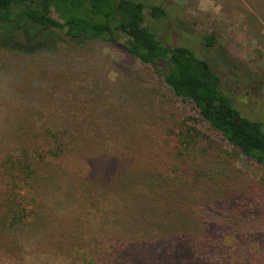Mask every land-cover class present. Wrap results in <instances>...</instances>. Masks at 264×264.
Returning <instances> with one entry per match:
<instances>
[{
  "label": "trees",
  "instance_id": "trees-1",
  "mask_svg": "<svg viewBox=\"0 0 264 264\" xmlns=\"http://www.w3.org/2000/svg\"><path fill=\"white\" fill-rule=\"evenodd\" d=\"M232 2L264 22V0ZM184 9L0 0V264H264V123L169 43ZM99 42L142 65L118 69L129 91L82 61Z\"/></svg>",
  "mask_w": 264,
  "mask_h": 264
},
{
  "label": "rangeland",
  "instance_id": "rangeland-1",
  "mask_svg": "<svg viewBox=\"0 0 264 264\" xmlns=\"http://www.w3.org/2000/svg\"><path fill=\"white\" fill-rule=\"evenodd\" d=\"M185 9L182 11L184 23L176 22L169 32V43L171 45H188L196 52L209 59L212 66L220 72L224 89L233 97L241 112L251 118H257L264 123V22L251 21L252 17L240 13L234 6L237 2H229L227 5L222 2L227 0H175ZM217 22L219 24H214ZM191 32L183 34V29ZM215 32L218 36V44L209 47L205 44L203 36L208 32ZM166 32V31H165ZM164 32V33H165ZM258 33V34H257ZM217 46L222 47L225 55V62L219 59ZM81 57H86L89 63L97 70V82L104 83V80L118 81L125 92L131 88V80L128 76H123L117 80L118 69L134 64V67L141 69L142 65L131 59L125 52L110 44L96 43L83 50ZM222 61V63H221ZM227 61V62H226ZM235 62L241 69L227 64ZM125 65V66H124ZM93 68V69H94ZM245 71L252 73L255 77H248ZM262 79V80H261ZM101 96L100 94H98ZM158 96V94H155ZM123 99V98H122ZM118 104L119 109L122 104L129 109L132 104L123 99ZM122 103V104H121ZM174 109H193L191 105L182 107L176 106ZM241 175L257 172V166L244 161L241 157L238 162Z\"/></svg>",
  "mask_w": 264,
  "mask_h": 264
}]
</instances>
